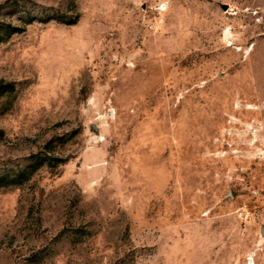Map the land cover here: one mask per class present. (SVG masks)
<instances>
[{
	"label": "rangeland",
	"instance_id": "obj_1",
	"mask_svg": "<svg viewBox=\"0 0 264 264\" xmlns=\"http://www.w3.org/2000/svg\"><path fill=\"white\" fill-rule=\"evenodd\" d=\"M0 264H264V0H0Z\"/></svg>",
	"mask_w": 264,
	"mask_h": 264
},
{
	"label": "water",
	"instance_id": "obj_2",
	"mask_svg": "<svg viewBox=\"0 0 264 264\" xmlns=\"http://www.w3.org/2000/svg\"><path fill=\"white\" fill-rule=\"evenodd\" d=\"M222 8H223L224 10H228V9H229V5H228V4H222Z\"/></svg>",
	"mask_w": 264,
	"mask_h": 264
}]
</instances>
